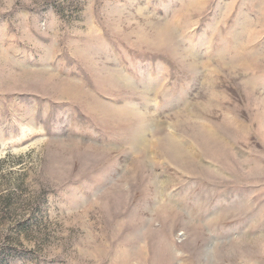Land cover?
Here are the masks:
<instances>
[{
    "label": "rangeland",
    "instance_id": "1",
    "mask_svg": "<svg viewBox=\"0 0 264 264\" xmlns=\"http://www.w3.org/2000/svg\"><path fill=\"white\" fill-rule=\"evenodd\" d=\"M0 264H264V0H0Z\"/></svg>",
    "mask_w": 264,
    "mask_h": 264
}]
</instances>
